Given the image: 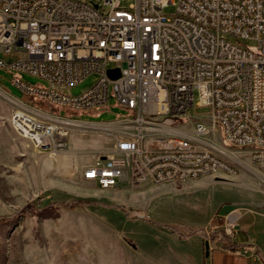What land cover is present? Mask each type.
Listing matches in <instances>:
<instances>
[{
	"label": "built area",
	"instance_id": "2783aa9c",
	"mask_svg": "<svg viewBox=\"0 0 264 264\" xmlns=\"http://www.w3.org/2000/svg\"><path fill=\"white\" fill-rule=\"evenodd\" d=\"M123 1L0 0V52L9 56L0 67L26 96L13 95L12 127L48 147L58 170L74 152L73 131L108 136L111 147L75 170L102 188L236 173L244 155L264 173V0ZM92 74L82 94L65 91ZM195 91L208 113L190 114ZM112 97L126 113L79 117L109 110ZM240 217L237 209L214 215L202 228L209 247L236 244Z\"/></svg>",
	"mask_w": 264,
	"mask_h": 264
},
{
	"label": "rangeland",
	"instance_id": "374dc122",
	"mask_svg": "<svg viewBox=\"0 0 264 264\" xmlns=\"http://www.w3.org/2000/svg\"><path fill=\"white\" fill-rule=\"evenodd\" d=\"M134 2L124 0L123 4ZM175 10V5H168L164 12ZM244 44L255 43L247 40ZM0 56L9 58L2 52ZM22 77L31 84H48L28 73ZM96 77L92 74L65 91L80 95ZM11 78L12 73L0 67V264H160L176 249L195 259L197 242L202 241L205 250L209 240L203 226L214 215L231 209L241 215L237 242L249 237V230L257 240L264 239V173L247 155L243 156L246 165L236 173L212 172L118 188L95 186L75 170L82 161L92 160L94 148L108 149L112 140L103 134L73 131L68 147L78 159L60 157V169H56L48 149L39 150L12 127L13 95L26 96ZM194 99L190 114L208 113V106L196 105L197 91ZM115 104L112 97L109 110L81 112L79 117L102 121L126 113ZM41 105L61 114L68 112ZM76 201L83 205H74ZM243 222L252 225L245 229L240 227Z\"/></svg>",
	"mask_w": 264,
	"mask_h": 264
},
{
	"label": "crops",
	"instance_id": "0c3cea01",
	"mask_svg": "<svg viewBox=\"0 0 264 264\" xmlns=\"http://www.w3.org/2000/svg\"><path fill=\"white\" fill-rule=\"evenodd\" d=\"M103 148H94L92 152L101 150ZM86 151V150H85ZM79 162V161H78ZM90 162V161H87ZM86 163L82 161L80 167ZM79 164V163H78ZM93 185L96 186V182L92 181ZM241 222V220L239 219ZM251 222H243L240 227H246L249 229L251 227ZM249 234L243 242H237L235 240V247L229 248H214V243L211 242L209 248V255L205 254L203 250V242H197L195 252L197 257L193 259L187 254H183L182 250L171 251L169 256L161 259L160 264H264V239L257 240L256 236L249 231ZM212 246V247H211ZM244 247V248H243ZM243 248L238 251V249ZM169 253V252H168ZM172 259V260H171ZM174 260V262H173ZM182 260V262L178 261ZM147 264H155L147 263Z\"/></svg>",
	"mask_w": 264,
	"mask_h": 264
},
{
	"label": "water",
	"instance_id": "95a60500",
	"mask_svg": "<svg viewBox=\"0 0 264 264\" xmlns=\"http://www.w3.org/2000/svg\"><path fill=\"white\" fill-rule=\"evenodd\" d=\"M108 73L113 78H116L120 75V71L118 68L117 69H111V70H109ZM205 248H206V255H209V241L208 240L205 241Z\"/></svg>",
	"mask_w": 264,
	"mask_h": 264
},
{
	"label": "bare ground",
	"instance_id": "6f19581e",
	"mask_svg": "<svg viewBox=\"0 0 264 264\" xmlns=\"http://www.w3.org/2000/svg\"><path fill=\"white\" fill-rule=\"evenodd\" d=\"M43 149H48V147H42ZM75 156L76 157V159H78L77 158V155L73 152V154L71 155V156ZM114 187H116V183H108V188H114Z\"/></svg>",
	"mask_w": 264,
	"mask_h": 264
},
{
	"label": "trees",
	"instance_id": "16d2710c",
	"mask_svg": "<svg viewBox=\"0 0 264 264\" xmlns=\"http://www.w3.org/2000/svg\"><path fill=\"white\" fill-rule=\"evenodd\" d=\"M74 205H83V203L80 201H76V202H74ZM24 213H26V212H24ZM232 247H235V246H232Z\"/></svg>",
	"mask_w": 264,
	"mask_h": 264
}]
</instances>
